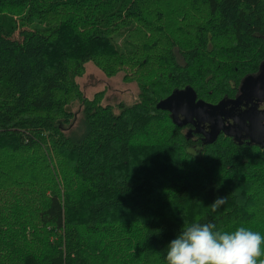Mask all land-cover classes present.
Masks as SVG:
<instances>
[{"label":"trees","instance_id":"obj_1","mask_svg":"<svg viewBox=\"0 0 264 264\" xmlns=\"http://www.w3.org/2000/svg\"><path fill=\"white\" fill-rule=\"evenodd\" d=\"M87 61L137 100L86 97ZM263 61L264 0H0V264H167L197 221L264 236V144L155 106L217 103Z\"/></svg>","mask_w":264,"mask_h":264},{"label":"clouds","instance_id":"obj_2","mask_svg":"<svg viewBox=\"0 0 264 264\" xmlns=\"http://www.w3.org/2000/svg\"><path fill=\"white\" fill-rule=\"evenodd\" d=\"M225 202L218 196L212 202L215 211ZM212 223L183 225L167 245V264H264V236L240 226L232 232L217 231Z\"/></svg>","mask_w":264,"mask_h":264},{"label":"flooded vegetation","instance_id":"obj_3","mask_svg":"<svg viewBox=\"0 0 264 264\" xmlns=\"http://www.w3.org/2000/svg\"><path fill=\"white\" fill-rule=\"evenodd\" d=\"M254 78L248 82V89L245 93L240 91V85L232 96L223 98L225 104L213 110L212 119L196 118L195 124L187 123L197 129L199 136L207 140L206 131L211 125H220L226 130L219 129L217 135L225 134L238 142L264 144V61L259 68L249 74ZM244 79V78H243ZM241 80V84H242ZM222 100V99H221ZM215 104V103H214ZM218 116V117H217ZM179 118L182 116L179 114ZM212 120L216 124H212Z\"/></svg>","mask_w":264,"mask_h":264},{"label":"rangeland","instance_id":"obj_4","mask_svg":"<svg viewBox=\"0 0 264 264\" xmlns=\"http://www.w3.org/2000/svg\"><path fill=\"white\" fill-rule=\"evenodd\" d=\"M122 76V72H118L113 76H106L93 62L87 61L84 73L76 77V80L86 97H91L96 91L103 90L102 104L116 105L118 102L131 104L137 100L138 87L135 82H124ZM70 108L74 116L71 123L63 125V130L66 134L69 133L68 131H74V129L76 130L80 127L79 119L81 118L82 105L75 102ZM115 110L117 111V109ZM123 214L128 213L124 212ZM123 214L117 213L120 217H127V215Z\"/></svg>","mask_w":264,"mask_h":264},{"label":"water","instance_id":"obj_5","mask_svg":"<svg viewBox=\"0 0 264 264\" xmlns=\"http://www.w3.org/2000/svg\"><path fill=\"white\" fill-rule=\"evenodd\" d=\"M253 80V77L248 75L245 76L242 84H240V91L245 93L248 89V82ZM224 104L225 101L223 99L215 104L198 99L196 98L194 90L191 87H186L175 90L168 97L159 100L155 106L159 109L168 110L173 115L174 121L178 125H183L187 123L195 124L194 121L196 118L212 119L214 116L213 110L222 107ZM179 114L182 116L181 118L178 117ZM216 121L212 120L211 122L212 124H216ZM219 129H222L223 132L226 133V130L220 125H211V128L206 131L207 136H211L207 141L215 139L219 133Z\"/></svg>","mask_w":264,"mask_h":264}]
</instances>
